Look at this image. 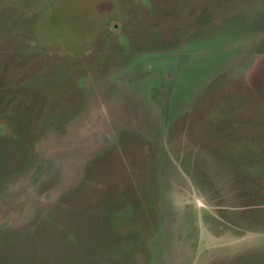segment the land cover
<instances>
[{
	"label": "rangeland",
	"instance_id": "obj_1",
	"mask_svg": "<svg viewBox=\"0 0 264 264\" xmlns=\"http://www.w3.org/2000/svg\"><path fill=\"white\" fill-rule=\"evenodd\" d=\"M0 264H264V0H0Z\"/></svg>",
	"mask_w": 264,
	"mask_h": 264
}]
</instances>
